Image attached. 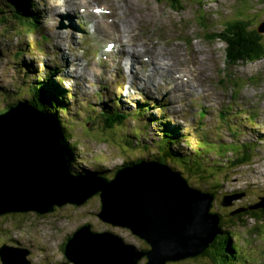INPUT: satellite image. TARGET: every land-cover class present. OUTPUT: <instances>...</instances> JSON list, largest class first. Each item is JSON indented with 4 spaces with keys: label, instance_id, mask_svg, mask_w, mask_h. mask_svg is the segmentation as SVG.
<instances>
[{
    "label": "rangeland",
    "instance_id": "374dc122",
    "mask_svg": "<svg viewBox=\"0 0 264 264\" xmlns=\"http://www.w3.org/2000/svg\"><path fill=\"white\" fill-rule=\"evenodd\" d=\"M34 1L39 3L41 10L38 11L44 10L45 17L47 11L43 1ZM0 2L5 6L8 4V0ZM203 3L204 8L198 9L199 4L195 0L186 5L181 2L182 10H176L167 0H116L107 5L109 9L120 14L122 22L126 25L131 26L135 22L132 28L138 31L140 38L146 40L148 35L155 40L153 44L136 47L141 54L146 53L144 49L152 56L160 58L177 54L176 73L180 82L187 81L184 64L192 61L190 69L194 78L190 91L175 99L174 93L168 91L167 86L159 81L157 74H154L156 80L148 83L145 82L144 75L136 78V86L130 88L129 83L123 89L103 83L101 88L104 85L109 88L107 91L102 89L104 94H100L99 79L86 69L84 63V59L90 54L89 50L98 45L95 43L98 38L83 34L85 25L82 20L73 19L72 23H69V20L63 22L64 18H56V15L65 11H51L49 22H43L50 37L42 47L33 45L31 39L27 40L28 45L24 46L21 40H24L25 36L18 32L19 21L16 17H11L7 23L0 25V30L8 31L5 36H0L3 38L0 40V107L7 104L3 99L7 96L9 102L16 100L9 98L15 90L18 94L22 93L21 97L28 99V84L37 82L38 78L62 91L61 97H67L66 102L70 107L69 113L62 114L63 121L65 128L71 131L70 141L77 144L75 155L71 157L72 165L75 171L79 170L83 175H94L93 171L100 170L105 174L103 177L115 178L118 171L125 166V162L141 159L140 150L128 146L129 141L137 134L136 130H147V136L143 135L139 140L140 147L153 145L151 130H158V124L162 122L173 128L174 137L179 140L175 149L184 155H191L195 151L197 140L205 138L214 141L216 152L210 151L201 158L205 166H218L219 169L206 170V178L191 176L186 170L183 174L189 179L188 184L192 187L214 185V188L202 187L214 191L211 211L219 212L223 219V229L235 235L232 237V244L237 248L236 264H264V234L253 230L257 225L255 220L250 217L231 219V212L236 207L257 202L260 196H264V58L236 65L227 64L226 43L218 38L213 41L214 37L209 35L211 32H220L225 28L223 23L238 15H244L241 18H251L254 28L256 24L264 21V0H203ZM24 5L27 6L26 2ZM123 7L130 9V13L124 12V17ZM8 12L11 14V9ZM90 14L94 19L97 18ZM78 22H82L83 27L77 25ZM123 23H117L116 26H125ZM95 24L100 31L107 34L114 29L109 24ZM58 30H65L67 34L73 32L74 37L68 35L59 38ZM262 42L264 44V38ZM34 43L38 44L36 38ZM18 46L22 47V55L15 52ZM91 52L96 53L94 50ZM67 54L68 66L65 65ZM75 62L79 63L80 67L77 65V71L73 72ZM23 64L27 68L17 73V67L24 66ZM55 68L60 73L51 76L50 71ZM221 79H225L224 84ZM87 81L95 83V88L89 86ZM172 87L175 89L177 86L173 84ZM234 88L239 91L234 92ZM199 89H204L206 93L203 101L199 102L201 106L206 107L202 124L194 123L199 112L197 105L192 104L194 108L190 106L191 110L186 111L178 104L183 102L182 105H190V97L197 96ZM114 95L121 99L119 108L128 112L129 118L122 125H115L113 129L92 125L89 118L92 109L102 110L104 101L110 100ZM145 101H149L144 105L145 108L140 107L139 104ZM161 104L167 106L163 109ZM183 115H188L191 120L184 119ZM43 117L46 118L44 122L51 124L56 130L54 124L50 123V116ZM150 120L153 124L149 129L145 123ZM193 126L197 130L191 133ZM247 142L254 146L251 147L254 150L250 151V161L239 165L238 158L242 157L244 152L237 153V148ZM234 150L236 152H233ZM163 164L170 167L171 163ZM152 166L157 172L155 182L161 180V172L165 173V177L173 175L163 165ZM170 170L179 171L177 168ZM212 174L215 176L212 177ZM206 179L210 181L207 183ZM232 196L237 197L231 200V204L221 205V200L228 201L227 198ZM100 210L101 198L95 194L80 205L66 203L44 214L30 210L1 215L0 246L7 243L30 249L31 264H72L65 257V242L80 225L89 223L95 231L112 232L140 249H148L147 242L130 229L112 225L101 219L98 216ZM194 259L197 258L186 259L183 263L177 261L167 264H212L209 257H200L193 263ZM146 262L147 258L143 257L141 264Z\"/></svg>",
    "mask_w": 264,
    "mask_h": 264
},
{
    "label": "water",
    "instance_id": "95a60500",
    "mask_svg": "<svg viewBox=\"0 0 264 264\" xmlns=\"http://www.w3.org/2000/svg\"><path fill=\"white\" fill-rule=\"evenodd\" d=\"M258 29L264 34V21ZM19 107L38 117L52 136L50 142L18 126ZM43 115L26 104L0 114V216L30 210L44 214L66 203L80 205L99 193L98 216L130 229L150 246L139 249L117 234L95 231L85 224L65 244V256L72 264H141L143 257L146 264L177 262L201 254L220 233V216L211 211L214 193L190 186L180 173L165 165L173 175L165 177L163 173L159 182L154 180V164L144 161L126 166L113 179L72 174L59 134L44 122ZM236 197L220 203L229 205ZM259 207H264V196L251 209ZM30 253L25 247L0 246L2 264H31Z\"/></svg>",
    "mask_w": 264,
    "mask_h": 264
},
{
    "label": "trees",
    "instance_id": "16d2710c",
    "mask_svg": "<svg viewBox=\"0 0 264 264\" xmlns=\"http://www.w3.org/2000/svg\"><path fill=\"white\" fill-rule=\"evenodd\" d=\"M8 1L13 2L14 0H8ZM167 1L176 10H182L183 6L180 5L181 2L184 5H186V3L193 0H167ZM195 1H197L199 4L198 9L204 8L205 3H203V0H195ZM22 7L15 6L13 3H9V5L3 6L0 3V25L7 23V20L10 19L11 17H16L19 21V27H18L19 32L25 34H31L40 27L41 12L29 8L25 12L24 8ZM9 9L13 11V13H11L10 16L8 12ZM203 14H205V12H203ZM243 16L244 15H238L236 16L237 18L234 17L233 19L223 23L225 28H223L220 32L209 33L211 37L212 36L214 37L212 39L213 41L215 40V38H218L219 40L226 43L227 64L229 63L232 65H236L242 62H252L264 58V44L262 42L264 38V34H262L258 29V25L260 24V22L256 24V26L253 28L251 24L252 19L241 18ZM7 32L8 31L3 32L2 30H0V36L5 35ZM209 35L207 34V36ZM17 54L22 55L21 51H18ZM50 74L52 73L50 72ZM221 81L223 84L225 83V79H221ZM28 86H29L28 89L29 95L27 97L28 99H26L25 97H21L20 94L22 93L18 94L16 90L13 91V93L16 94L15 96H12L13 93L9 95V98L11 97L13 99H16L15 101L13 100L9 102L7 101L8 96L6 98H3L4 97L3 96L2 98L5 99V102L7 104L4 107L3 106L0 107V114L6 113L8 110L12 108L14 109L17 103L26 101L30 106L49 115L60 134V138H61L60 142L64 147L65 151L67 152V158L69 163L68 166L70 172L72 174H83L79 170L75 171V168L72 165L71 157L72 155H75L74 150L77 144L70 141L71 131L65 128V122L63 121L62 114L66 112L67 113L70 112L69 104H67L66 102L67 97L65 96V99H63L61 97L63 95L62 91H58L57 88L52 87L50 84H46L45 81H42L40 78H38L37 82L29 83ZM237 89L238 88H234L233 89L234 92L239 91ZM120 102L121 99L118 100L115 99L111 107L105 105V107H103L102 110L92 109L91 111L92 115H90L89 117L91 119L92 125H100L104 129H113L115 128V125H122L129 118L130 114L128 112L122 111L119 108L118 103ZM223 115L224 113H222V116ZM198 122L199 124L203 123L202 119ZM145 124L147 125V128H149L153 123H151L150 120ZM196 130L197 128L195 126L191 127V133L195 132ZM151 131L153 133L152 135L154 138L153 145H144L143 147H140L139 140L141 139V136L143 135L147 136V130L145 132H142L140 129L136 130L137 134L133 136V138L129 141L128 146L130 148L133 146L134 149L138 148L140 150L141 159L137 158L125 162V166L129 165L130 163L131 164L141 163V161L150 162V163L156 161L159 164L171 163L169 166L174 170H176L177 168L179 170L178 173H180V175H182L186 180H188V182L189 179L183 174L185 170L191 176L199 175L200 178H206L208 177L206 175V170L211 171L212 169H215L217 171L219 169L218 166L217 167H209L208 165L205 166L204 165L205 163L202 162L203 160L201 158L202 156H204V154L209 153L210 151L217 150V149L214 150V147H217L214 144V141L211 142L209 141V139L205 140V138L201 140H197V146L195 151L192 152L191 155H184L183 153L175 149L174 145H177L178 141L176 143L175 139L172 137L173 134L172 130L168 128L163 129L159 127L158 130L155 129ZM152 146L154 147L152 148ZM251 147L254 148V146H252L251 143L247 142L245 144H241L237 148L238 150L237 153L244 152V155L238 158L239 165H243L247 161H250L249 159L250 151L254 150L251 149ZM151 149H153V151ZM233 152L236 151L234 150ZM172 162L175 163L172 164ZM93 174L98 177V176H102L104 173L103 171L97 170V171H93ZM211 176L213 177L215 176V174H212ZM106 178L112 179L113 176L112 177L107 176ZM209 181L210 180L206 179L207 183ZM202 186L214 188V185L212 184L202 185ZM202 186L197 187V189L201 190L202 192L214 193V191H211V189H205ZM258 202L259 200L254 203L252 202L245 203L239 207H236L232 212L242 208L243 209L246 208V210L240 213H236L234 215H232L231 212L232 217L231 216L230 217L231 219L250 217L254 219L255 223L257 224L253 230L259 231L260 233L264 234V207L251 209V206L257 204ZM217 213L220 216V224H219L220 233L217 235V237L214 239V241L205 251H203L201 254L195 257H189V259L197 258L192 261L193 263L196 262L200 257H209L212 264H236L235 251L237 248L236 245L232 244V237H234L235 235L231 234L228 230L223 229L224 228L222 223L223 219L221 217V214L219 212ZM85 224H89V223H85ZM64 250H65V245H64ZM186 259L189 260L188 258ZM186 259L181 260L179 262L183 263Z\"/></svg>",
    "mask_w": 264,
    "mask_h": 264
},
{
    "label": "clouds",
    "instance_id": "9594fccd",
    "mask_svg": "<svg viewBox=\"0 0 264 264\" xmlns=\"http://www.w3.org/2000/svg\"><path fill=\"white\" fill-rule=\"evenodd\" d=\"M4 1V0H3ZM26 2V4H27V6L26 5H24V2L23 3H20V4H14L15 6H24V7H22V8H27V10H28V8L29 9H35V10H39V3L38 2H36V1H34V0H28V1H25ZM1 3V2H0ZM9 3H12V2H9L8 1V4L7 5H9ZM92 3H95V4H100V2H98L97 0H91V1H89L88 3L87 2H85L84 3V7L82 8V9H85V7L87 6V5H89L88 6V9H90L91 8V6H90V4H92ZM2 4V3H1ZM77 4H79V3H77ZM3 6H5V5H3ZM38 8V9H37ZM12 13H13V11H12ZM10 14V13H9ZM44 15V14H43ZM39 16V15H38ZM44 17H40V27L38 28L39 30L40 29H42V25H43V21H44V19H43ZM86 19L89 21V20H91L90 18H89V16H86ZM8 21V20H7ZM37 29V30H38ZM4 32V31H3ZM18 32H19V30H18ZM37 32V31H36ZM36 32H33V33H31L29 36L27 35V34H25V33H21V32H19V34H24V36H25V39L23 40H21V43L22 42H24V46H25V44H27L28 45V41L27 40H29V39H31V41H32V44L33 45H35V46H38V47H42L41 46V44H35L34 43V39H33V36H34V34L36 33ZM83 33H84V29H83V31H82ZM7 34V33H6ZM5 34V35H6ZM4 35V36H5ZM1 37H2V35H1ZM3 38H0V40H2ZM37 43V42H36ZM22 47H23V45H22ZM22 47H20V46H18V50L17 51H15L16 52V54H17V52L18 51H21L22 50ZM134 50H136V49H134ZM21 53H22V51H21ZM105 53H107V52H105ZM36 56H39V55H36ZM24 65V64H23ZM23 68H27L25 65L23 66ZM75 68H76V66H75ZM75 68L73 69V72H75L74 70H75ZM52 74H51V76H54L55 75V73L56 72H58V69H56L55 68V70L53 71V70H51L50 71ZM54 72V73H53ZM93 88H95V87H93ZM115 96L116 95H114L110 100H108V101H104V107H105V105H108V106H110V104L111 103H113V101L115 100V99H117L118 100V98H115ZM92 97V96H91ZM99 101L101 102V99H99ZM23 102V103H22ZM22 102H19L18 104H17V107L22 103V104H26V105H28V107H32V106H30L29 104H28V102H26V101H22ZM122 104V101L120 102V105ZM144 104H146L145 102H143V103H140L139 104V106L140 107H142V108H145L144 107ZM192 104H194L193 103V101H191V104L189 105L188 103L186 104V106H194V105H192ZM111 107V106H110ZM32 108H34V107H32ZM39 111V110H38ZM41 113H43L42 111H40ZM205 112H206V109H205ZM43 114H45V113H43ZM45 115H47V114H45ZM202 119V121L204 120V118H199V119H197V121H195V123H199L198 121H200ZM53 122V121H52ZM54 124V123H53ZM55 126V125H54ZM159 127H161V126H159ZM56 130H57V128H56ZM57 133L59 134V132H58V130H57ZM174 134H175V132L173 131V138L175 139V141H176V143H177V141H178V143L177 144H179V140L178 139H176L175 137H174ZM59 139L61 140V138H60V134H59ZM175 146V145H174ZM177 150V149H176ZM177 151H179V152H181L180 150H177ZM142 162V161H141ZM145 163H148V164H159V163H157L156 161L155 162H145ZM129 165H131V163L129 164ZM159 165H164V164H159ZM126 166H128V165H126ZM126 166H124L123 168H126ZM122 168V169H123ZM170 169H171V167H169ZM121 169V170H122ZM120 171V170H119ZM118 171V172H119ZM177 172H179V171H177ZM74 175H77V174H74ZM90 176H96V175H90ZM108 179H110V178H108ZM55 207H57V206H55ZM55 207H54V209H55ZM53 209V210H54ZM52 210V211H53ZM51 212V211H50ZM11 213V212H10ZM18 213V212H17ZM21 213H23V212H21ZM48 213V212H47ZM7 214V213H6ZM4 215V214H3ZM29 257V256H28ZM30 259V258H29ZM32 263V262H31ZM140 263H141V261H140Z\"/></svg>",
    "mask_w": 264,
    "mask_h": 264
},
{
    "label": "bare ground",
    "instance_id": "6f19581e",
    "mask_svg": "<svg viewBox=\"0 0 264 264\" xmlns=\"http://www.w3.org/2000/svg\"><path fill=\"white\" fill-rule=\"evenodd\" d=\"M60 5L63 6L64 11H67L69 6H70V3L66 2V3H62ZM129 5H131V4H129ZM24 11L26 12L27 8H24ZM128 13H130V12L128 11ZM79 21H81V20H79ZM77 25L81 26L82 22H78ZM60 34L64 35L65 33L60 32ZM71 35H73V34H71ZM133 56H134V54H133ZM131 59L133 61L138 60V58L136 56L131 57ZM75 65H76V68L74 71H77V65L78 64H75ZM16 112H17V114H16L17 115V124H18V126H21L22 130L30 129L31 134H33L35 137H40L41 139H43V140L45 139L47 142H50L52 136L49 134V132H48L49 130L40 125V123L38 121V117L36 115H34L33 113H30L25 107H19ZM11 116L12 115H10L9 117H11ZM172 137H173V134H172ZM156 173L157 172L155 170V174ZM161 174H163V172L160 173V177H161ZM154 178H155V176H154Z\"/></svg>",
    "mask_w": 264,
    "mask_h": 264
},
{
    "label": "flooded vegetation",
    "instance_id": "af4514ba",
    "mask_svg": "<svg viewBox=\"0 0 264 264\" xmlns=\"http://www.w3.org/2000/svg\"><path fill=\"white\" fill-rule=\"evenodd\" d=\"M150 248V246L148 247V249ZM148 249H143V250H148ZM65 253V252H64ZM66 257V256H65ZM60 264H62V263H60ZM146 264V263H145Z\"/></svg>",
    "mask_w": 264,
    "mask_h": 264
}]
</instances>
